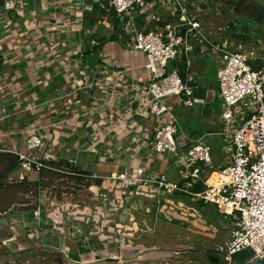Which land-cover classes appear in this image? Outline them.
Wrapping results in <instances>:
<instances>
[{
  "label": "built area",
  "instance_id": "obj_1",
  "mask_svg": "<svg viewBox=\"0 0 264 264\" xmlns=\"http://www.w3.org/2000/svg\"><path fill=\"white\" fill-rule=\"evenodd\" d=\"M21 4L22 0H2V9L4 13L13 14ZM108 5L126 46L145 55L144 67L149 79L129 82L130 69L125 68L90 71L85 82L74 80V91L87 93L98 88L107 101L116 104H123V99L127 98L125 105L132 110L130 117L153 119L156 126L144 146L157 158L173 159L180 179L170 181L164 173L145 179L143 166L135 170L125 167L110 178L125 183V188L134 189L147 182L156 188L157 196L160 192L182 193L194 202L213 206L221 218L230 223L225 248H221L227 253L226 264H233L229 255L245 248L252 250L251 260L263 258L264 70L252 69L243 53L229 50L226 43L212 41L203 33L198 17L203 7L208 6L207 0H108ZM159 9L169 15L164 25H160L164 21ZM89 42L96 45L93 39ZM195 51L200 58H210L217 66L221 130L216 135L221 138L222 152L226 156L225 165L218 167V171L213 169L211 146L206 136L184 149L176 138L179 129L175 107L193 108L198 100L192 78L196 74L189 69ZM183 61L186 63L185 80L179 70ZM79 64L80 61L74 62L73 73L80 74ZM132 91L136 100L129 97ZM87 112L92 113V108ZM44 142L40 131H33L26 135L21 148L11 149L24 175H37L43 167ZM214 172L218 175L217 182L209 184L208 179ZM197 184L201 185V190L192 192ZM99 201L100 208L108 210L105 217L118 208L116 199L107 193L99 194ZM124 210L129 208L122 212ZM159 216H163L162 212ZM61 252L65 256L69 253L67 249Z\"/></svg>",
  "mask_w": 264,
  "mask_h": 264
},
{
  "label": "crops",
  "instance_id": "obj_2",
  "mask_svg": "<svg viewBox=\"0 0 264 264\" xmlns=\"http://www.w3.org/2000/svg\"><path fill=\"white\" fill-rule=\"evenodd\" d=\"M207 1L208 6L203 7L205 11L218 0ZM105 3L108 5V0H22L17 11L7 14L0 0V152L21 148L29 132L40 131L45 141L42 149L44 160H65L90 172L93 178L101 179L100 185L89 186L91 196L83 200L85 204L73 205L74 208L79 206L78 211L83 214L76 217L74 223L86 234L69 233L83 239L98 234V231L87 229L90 219L86 212H90L92 203L100 204L99 196L95 198L94 193H107L116 199L117 207L122 206L123 209L132 200L130 196L134 187H124L121 192L110 188L117 182L110 177L123 168L135 170L143 166L145 179L155 173H164L173 182L180 179L173 159L169 156L157 158L144 146L148 134L156 126L153 119L149 116L130 117L132 110L126 109L127 98L123 99V104H116L115 101H107L98 88L87 93L74 91V80L85 82L90 71L125 68L130 69L129 82H146L149 79L144 67L145 55L125 49V40L120 36L116 41L107 38L100 47V38L111 34L110 18L100 12ZM158 13L163 23L169 20L164 9H159ZM99 17L106 23L104 28L97 22ZM91 39L96 42L95 51H91L94 47L90 45ZM79 61L77 69L80 74H75L74 62L77 64ZM202 63V58L195 51L191 55L189 69L196 75H202L205 73ZM195 84L198 100L191 110L197 111L203 119L196 123L191 118L178 124L177 140L183 149L202 136H206L208 142L210 138L218 137L221 143V138L216 135L221 130L220 99L205 83L196 81ZM129 95L133 100L137 99L133 97V91ZM217 99L219 130H213L210 113L212 102ZM89 108H92V113L87 112ZM177 109L178 106L175 107ZM191 112L185 115L191 117ZM135 191L139 192L136 200L143 206L146 201L143 197L157 192L147 182ZM54 211L57 212L56 209ZM54 217L61 220L59 215ZM94 218L98 219L93 216L92 220ZM136 230L129 227L128 232L116 235H122L120 239L132 240L133 236L128 234H134ZM60 245V251L67 249L71 253L64 243Z\"/></svg>",
  "mask_w": 264,
  "mask_h": 264
},
{
  "label": "rangeland",
  "instance_id": "obj_3",
  "mask_svg": "<svg viewBox=\"0 0 264 264\" xmlns=\"http://www.w3.org/2000/svg\"><path fill=\"white\" fill-rule=\"evenodd\" d=\"M212 3L209 10H204L198 17L203 33L212 41L226 43L229 50L243 53L251 68L264 70V25L237 16L219 3ZM97 22L102 28L106 26L100 17ZM118 35L124 39L122 33ZM107 38L102 37L99 42H105ZM124 47L130 50L126 44ZM202 62L205 73L192 76L194 83H205L216 96L217 66L210 58H202ZM180 106L175 110L178 124L191 118L196 123L203 119L197 111ZM211 110V128L219 130L218 99L212 102ZM187 112L192 113L191 117L185 115ZM208 143L213 169L218 171V167L225 165L223 143L218 137L210 138ZM6 165L7 160L0 158V175ZM27 176L29 181L37 179L33 173ZM22 178L25 177L18 166L0 183L8 184ZM86 183L78 184L62 175L44 178L45 186L31 191L8 185L0 187V264H211L207 256L210 250L225 248L230 223L223 220L213 206L202 207L183 195L164 192L158 196L149 193L152 196L143 197L146 199L143 206L136 200L139 192L135 189L130 196L132 200L127 203L129 210L122 212L123 207H118L108 217L104 216L107 209L92 203L90 212H86L90 219L87 229L98 231V234L90 236L92 239L79 238L77 235L86 233L74 221L83 214L78 211L79 206L74 208L73 205L85 204L86 197L91 196ZM89 185L94 186L92 182ZM124 187L126 184L121 182L110 186L116 192H121ZM99 192L94 193L95 198ZM54 209L57 212H53ZM161 212L163 216H159ZM58 215L61 220L54 217ZM93 216L98 219L92 220ZM129 227L137 229L134 234H128L133 236L132 240L120 239L122 235H116L128 232ZM62 243L71 252L67 256L59 250Z\"/></svg>",
  "mask_w": 264,
  "mask_h": 264
},
{
  "label": "trees",
  "instance_id": "obj_4",
  "mask_svg": "<svg viewBox=\"0 0 264 264\" xmlns=\"http://www.w3.org/2000/svg\"><path fill=\"white\" fill-rule=\"evenodd\" d=\"M100 12L104 15H108L110 18V24L113 32L108 36V39L111 41H116L118 39V33H122V31L118 28L117 20H115L114 12L113 10L105 3L103 7H101ZM165 23H160V25H164ZM97 49L96 46H94L91 51H95ZM90 53V52H86ZM186 63L183 61L179 64V70L180 75L183 80H185V69H186ZM252 69H259L258 67L252 66ZM0 158L7 160V165L3 172L0 175V181L5 179L7 175H9L11 172L15 171L17 167L19 166V160L18 157L10 152H0ZM43 167H41L39 173L36 175L37 179L35 181H29L27 179V175H24L25 178H22L20 180L11 181L8 184L0 183V187H6L7 185L9 187H20L24 191H31L32 188L38 189L40 186L44 187L43 184L44 178L47 177H58V176H67L71 179H73L76 183H81L83 181H87L86 186H90V182H92L94 185H100L101 179L100 178H93L92 174L88 171H85L81 168H78L68 161L65 160H42ZM29 178V177H28ZM13 182V183H12ZM201 185L197 184L192 187V192H198L201 190ZM179 195H183L186 198L190 197L188 195L177 193ZM202 207L208 206L203 204L201 201L198 202Z\"/></svg>",
  "mask_w": 264,
  "mask_h": 264
},
{
  "label": "water",
  "instance_id": "obj_5",
  "mask_svg": "<svg viewBox=\"0 0 264 264\" xmlns=\"http://www.w3.org/2000/svg\"><path fill=\"white\" fill-rule=\"evenodd\" d=\"M238 0H221V2L225 3L228 7H231L233 3ZM253 3L259 10V17L256 22L262 23L264 25V0H249ZM240 3L243 0L239 1ZM210 255H208V260L211 264H226L224 258L227 253L222 249H212L210 250ZM233 264H264V257L257 260H251L253 257V252L250 248L242 249L236 253L229 255Z\"/></svg>",
  "mask_w": 264,
  "mask_h": 264
},
{
  "label": "flooded vegetation",
  "instance_id": "obj_6",
  "mask_svg": "<svg viewBox=\"0 0 264 264\" xmlns=\"http://www.w3.org/2000/svg\"><path fill=\"white\" fill-rule=\"evenodd\" d=\"M239 1L240 0L233 3L231 7H228L225 3L221 2V0H218L216 3H219L222 6L227 7L229 11L236 14L237 16H242L247 19L249 18V19L254 20L255 23H258L256 22L257 18L259 17L258 8L253 3H251L249 0H243V2L241 3Z\"/></svg>",
  "mask_w": 264,
  "mask_h": 264
},
{
  "label": "bare ground",
  "instance_id": "obj_7",
  "mask_svg": "<svg viewBox=\"0 0 264 264\" xmlns=\"http://www.w3.org/2000/svg\"><path fill=\"white\" fill-rule=\"evenodd\" d=\"M217 179H218V175H217V173L214 172V173L210 176V178L208 179V183H209V184H216Z\"/></svg>",
  "mask_w": 264,
  "mask_h": 264
}]
</instances>
